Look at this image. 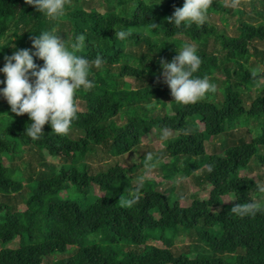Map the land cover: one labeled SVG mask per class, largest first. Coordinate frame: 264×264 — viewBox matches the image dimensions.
Wrapping results in <instances>:
<instances>
[{"label": "trees", "instance_id": "16d2710c", "mask_svg": "<svg viewBox=\"0 0 264 264\" xmlns=\"http://www.w3.org/2000/svg\"><path fill=\"white\" fill-rule=\"evenodd\" d=\"M100 1L102 11L88 6L86 0H66L65 14L49 20L26 0H0V67L4 56L15 50L34 51L32 38L46 30L60 34L68 43L83 34L85 46L78 54L90 61L97 56L105 61L100 68L90 66L89 79L95 86L76 92L78 113L67 134L52 132L46 123L43 136L33 141L25 133L28 115L13 113L0 97V264H264V203L255 215L243 217L215 211L223 196L231 194L235 203L243 204L253 201V192L259 193L254 180L236 174L248 167L256 147L264 148V136L248 143L240 139L239 144L223 149L222 155L206 154V142L224 137L241 118L264 113V96L245 89L246 84L261 89L264 78V72L257 68L249 72L246 67L255 55L264 66V51L255 46L264 42V24L250 21L254 15L264 17V0H239L244 8L213 1L207 16L219 15L223 26H234L233 36L208 19L203 26L194 23L188 28L169 24L167 18L184 0ZM121 30L130 36L121 40L116 35ZM186 42L195 45L202 59L193 76L207 77L215 85L214 91L187 105L176 102L170 89L162 91L158 81L161 59L171 62ZM34 61L43 65L38 58ZM218 73L224 79H215ZM4 79L0 73V80ZM159 107L162 113L156 112ZM122 110L128 115L126 120ZM117 116L123 123L115 121ZM187 126L185 134L182 130ZM156 130L171 132L170 137ZM145 135L161 138L162 152L169 156L166 176L196 177L207 188L206 199L193 198L185 206L181 198L170 202L146 180L129 185L125 190L128 203L122 208L102 194L122 178L132 181L130 176L126 179L125 168L109 165L94 174L87 164L75 166V159L84 162L94 150L113 157L136 153ZM23 152L39 157L40 169L32 173L34 177L5 165V159L11 162ZM44 153L59 159L60 165L42 161ZM257 160L264 167V153ZM62 162L71 165L66 168ZM198 171L200 176L195 174ZM70 185L85 197L86 206L48 199ZM197 227V238L209 250L202 256L176 253L171 249L173 239H162L164 248L148 243L160 241L154 235L157 230L193 232ZM215 227L221 228L220 236L210 231ZM93 235L99 242L87 244ZM118 244L121 249L116 248ZM69 248L73 254L66 257ZM55 254L62 259L52 262L49 257ZM218 255L233 260L225 262Z\"/></svg>", "mask_w": 264, "mask_h": 264}, {"label": "clouds", "instance_id": "9594fccd", "mask_svg": "<svg viewBox=\"0 0 264 264\" xmlns=\"http://www.w3.org/2000/svg\"><path fill=\"white\" fill-rule=\"evenodd\" d=\"M26 3L33 5L37 12L49 20H56L66 12V0H26ZM212 3L213 0H184L183 6L176 7L167 22L178 29L191 27L194 23L203 26ZM116 35L124 40L130 33L121 30ZM84 46L83 34L76 35L68 43L60 34L46 30L32 38L34 51L18 49L4 56L0 73L4 74L5 79L0 80V84L4 85L0 88V97L6 99L13 113L28 115L30 123L25 133L33 141L43 136L42 129L46 123L52 132L67 134L78 113L76 92L95 86L94 81L89 79L90 66L94 64L100 68L105 61L100 56L90 61L78 54ZM34 58L42 60L43 65L38 66ZM201 63L196 47L191 44L177 52L171 62L161 59V76L176 102L192 104L208 91L215 90V85L207 77L193 76ZM207 168L209 172L213 171L211 164ZM257 188L264 196V185H258ZM231 210L243 217L255 215L261 209L258 202L248 201L235 203Z\"/></svg>", "mask_w": 264, "mask_h": 264}, {"label": "rangeland", "instance_id": "374dc122", "mask_svg": "<svg viewBox=\"0 0 264 264\" xmlns=\"http://www.w3.org/2000/svg\"><path fill=\"white\" fill-rule=\"evenodd\" d=\"M218 3H222L223 5L226 6H238L241 8H244L240 5V1L242 0H213ZM88 6L93 7L95 6L96 8L100 9L102 11L101 6H100V0H86ZM261 8V7H259ZM264 12V9L261 8ZM246 12L248 13L250 11L249 6L245 8ZM207 19L210 23L215 24L220 31H224L225 33L229 35H234L235 29L234 26L232 25H227L226 27L223 26V24L219 20V15H209L207 16ZM250 20V19H249ZM251 22L258 24H264V17H260L257 15H254V21L250 20ZM189 43L186 42V45ZM194 45V44H191ZM195 46V45H194ZM255 46L258 51L262 52L264 51V42H256ZM261 57L260 56H253L249 59L248 64L246 67L248 68L249 72H252L254 68L259 69L260 73L264 72V66L263 62L260 61ZM263 61V60H262ZM159 72V71H158ZM161 71L160 75L158 78V81L160 84H162L161 90L167 89L168 86L164 83L163 77L161 76ZM215 79H224V76H222L220 73L215 74L214 76ZM233 78L234 80H238L236 77V73H233ZM151 82V81H150ZM132 85H134V81L131 82ZM149 81H145V84L147 85ZM251 84V83H249ZM260 84H262V87L255 88L253 85H248L246 84L245 89L246 90H252L254 93L261 94L264 96V78L260 80ZM134 87V86H133ZM169 89V88H168ZM253 94V93H252ZM204 98V96L202 97ZM200 98V99H202ZM221 101V100H220ZM154 102V99H153ZM159 109L156 112L162 113V110ZM121 115H123L124 120L127 119V116L125 112L122 110ZM130 114L129 112H126ZM115 121L118 124L123 123L122 119L117 116L115 118ZM235 127L230 128L231 130L227 129V134L223 137L220 136L217 139L210 140L206 142V154L207 155H222L223 149H225L227 146H232L235 145L236 143H240V139L244 143H248L251 140H256V139H261L264 136V113H262L260 116H254V117H249L245 116L235 122ZM158 135H164L166 138L170 137V133H163L160 130H156ZM155 131V132H156ZM183 133L188 134L189 129L188 126L185 127L183 130ZM158 135H153L152 137L149 135H145L142 138L141 145L138 147V150L136 153H129L121 157H113L109 156L107 154H102V151L99 152H94L89 153L86 158L84 159V162L82 160L80 161L79 159H75L77 163L75 164L76 167L81 168V164H87L89 166L90 172L96 174L98 172L104 171L105 168L109 165H115V164H120L123 168L126 169L127 173V178L128 176L132 177V181H128L125 179H120L114 186L111 188L107 189L105 194L103 193L102 195H105L107 197H112L115 199L117 205L119 207H126L128 203L127 199V194H126V189L129 187L131 184L132 186L137 185L141 183L142 181H152L151 183H148L147 185H150V188H153L154 190L158 189L159 191L163 192L166 194L165 196L169 197V201L173 202L176 199H180L181 204L183 206L187 205L190 203V201L194 199H206L207 198V188L203 183L199 182V180L194 177V176H188L185 177L182 173H178L175 175L173 178H169L166 175L169 173L167 172V169H165V165L168 164L169 162V156L163 154L162 150L163 147H161V138ZM96 149V148H95ZM107 150V147H100V150ZM98 151V150H97ZM264 153V148L262 147H256V156L252 158L250 161V164L248 167L241 169L237 174V178H250L254 180L257 185H264V167L260 163H258L257 157L262 155ZM37 156L33 155L32 153L29 152H23L20 155H17L11 162L5 159V165H10L12 167H16L19 171H22L25 174V177L27 175H32L34 177L35 171L37 169H40L39 163ZM153 158L155 160H153ZM152 159V160H151ZM42 161L45 163H52V164H57L58 166L60 165V160L57 158H53L49 156L48 154L44 153V156L42 157ZM62 165L68 168V165H71L70 162H62ZM34 171L32 172V169ZM196 176H200L201 171H198L195 173ZM22 176H20L21 178ZM129 182V183H128ZM130 185V186H131ZM32 188H28V195L31 194ZM99 192V188L97 186L94 187V193L97 194ZM27 195V196H28ZM91 194H89V197ZM252 198L253 201L258 202V205H262L264 203V196H261L260 193L253 192L252 193ZM48 199H53V200H68L72 202H77L80 203L81 206H86L87 205V200H85V197L78 192L74 188V186L70 185V187L66 190H62L60 192L54 193L52 195L48 196ZM235 204V200L233 195H226L223 196L220 199V206L215 210V211H221L225 210L228 213L232 215H236L235 213L232 212V207ZM21 209H24V207H20ZM211 232H213L216 236H220L221 234V228L220 227H215L213 229H210ZM178 232V233H177ZM177 232H172L170 230L167 231H159L157 230L154 232V235L159 238L160 241L156 242L155 240H150L148 243L164 248V244L162 245L161 242L164 240H169L173 239V246L171 249L175 251L176 253H181L183 255L189 256V257H194L195 255H203V252L209 253V250L207 246H204L199 239L197 238V234L199 232V228L197 227L196 229L193 230V232H185L183 230L177 231ZM161 238V239H160ZM162 239H164L162 241ZM98 238H96V235H93L90 237L86 243L91 245V243H98ZM17 244V240L14 241L11 245L15 247ZM122 244H118L116 246L117 249H121ZM73 249L69 248L66 252V257L70 256L73 254ZM228 255H218V258H221L225 262H231L233 258H228L226 257ZM53 261H58L62 259V256L59 254L52 255L51 257ZM44 264H47L45 262Z\"/></svg>", "mask_w": 264, "mask_h": 264}]
</instances>
